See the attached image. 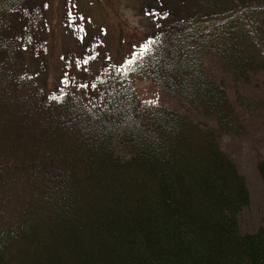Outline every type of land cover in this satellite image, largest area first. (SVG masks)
<instances>
[{"label": "trees", "instance_id": "1", "mask_svg": "<svg viewBox=\"0 0 264 264\" xmlns=\"http://www.w3.org/2000/svg\"><path fill=\"white\" fill-rule=\"evenodd\" d=\"M154 1L142 59L115 72L104 51L96 68L93 33L90 77L64 72L49 88L50 2L0 0V264H264V225L241 230L246 179L220 146L245 132L236 108L264 115V96L232 104L202 61L213 52L238 74L264 72V0ZM132 75L212 123L146 104Z\"/></svg>", "mask_w": 264, "mask_h": 264}, {"label": "rangeland", "instance_id": "2", "mask_svg": "<svg viewBox=\"0 0 264 264\" xmlns=\"http://www.w3.org/2000/svg\"><path fill=\"white\" fill-rule=\"evenodd\" d=\"M48 1L50 4L46 12L47 29L43 39L49 88L64 72L69 78L74 74L90 77L92 67L85 69L81 52L91 34L95 33L100 39L98 52L100 57L95 63L96 68L103 62L101 53L105 51L114 64L112 70L119 72L131 50L144 42L153 28V22L147 17L143 7L147 0ZM24 54H16L19 64L23 63ZM94 58L90 56L87 65H90ZM33 61L31 58L26 65L30 66L33 77L37 78L36 70H33L35 68ZM202 61L211 78L223 85L232 104H236L235 98L238 93L248 97L260 94L264 96L263 71L256 74L251 71L238 74L225 68L224 62L213 52L204 53ZM18 79L23 81L21 77ZM131 80L140 98L155 100L157 104L186 113L194 120L212 123L205 116L199 115L178 94L167 93L153 80L134 75L131 76ZM240 106L236 110L245 125V132L241 135L232 133L223 135L220 146L246 179L249 204L240 212L238 219L243 232H253L264 225V178L260 171V166L264 165V115L252 116ZM259 109L264 114V109L262 107ZM3 194L4 192L0 193Z\"/></svg>", "mask_w": 264, "mask_h": 264}, {"label": "snow or ice", "instance_id": "3", "mask_svg": "<svg viewBox=\"0 0 264 264\" xmlns=\"http://www.w3.org/2000/svg\"><path fill=\"white\" fill-rule=\"evenodd\" d=\"M45 7H47V5H45ZM148 14V13H146ZM155 43V40H153L152 38L147 39L141 46V50L139 53L137 52H133L132 56L130 59L126 60L124 63L126 65H128L129 67L133 66L136 61L138 59H142L146 54H148L151 51V46ZM85 63H87V61H85ZM81 87H87V85H81ZM93 88H95V85L92 86ZM53 99H55V97H53ZM146 104L149 105H154L156 103L155 100L152 101H145Z\"/></svg>", "mask_w": 264, "mask_h": 264}]
</instances>
